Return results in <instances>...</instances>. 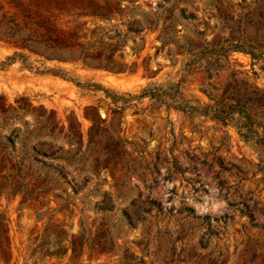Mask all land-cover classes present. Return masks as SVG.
I'll return each instance as SVG.
<instances>
[{
	"label": "rangeland",
	"instance_id": "1",
	"mask_svg": "<svg viewBox=\"0 0 264 264\" xmlns=\"http://www.w3.org/2000/svg\"><path fill=\"white\" fill-rule=\"evenodd\" d=\"M13 1L29 0H0V218L8 227L0 264L131 255L264 264V0H84L109 13L79 19V43L93 62L115 50L123 74L18 49L4 35ZM202 46L213 51L208 73L189 59ZM14 52L30 70L7 66ZM45 68L119 97L152 84L212 109L205 116L140 98L115 110L103 92L39 73ZM236 104L249 120L211 117ZM67 242L74 256L49 257Z\"/></svg>",
	"mask_w": 264,
	"mask_h": 264
},
{
	"label": "trees",
	"instance_id": "2",
	"mask_svg": "<svg viewBox=\"0 0 264 264\" xmlns=\"http://www.w3.org/2000/svg\"><path fill=\"white\" fill-rule=\"evenodd\" d=\"M67 0H29L28 2L13 1L11 3L13 9L16 12L10 16H5V25L8 32H4L7 41L16 42L19 46L18 49H26L29 53L36 54L46 62L56 61L58 63H74L76 65H83L86 68L92 70H103L113 74H123L124 68L116 63L114 58L115 50H108L105 62H93L90 60L85 52L86 45L79 43V33L81 27L77 21L85 18L87 15L94 17L108 16L109 12L99 11L103 10L97 2L93 5L86 3L84 0H71V3L66 4ZM73 4V5H72ZM91 7V8H88ZM110 17V16H109ZM133 22H135L133 20ZM138 28H129L130 33L133 35L142 31L143 24L137 22ZM134 39V37H133ZM166 45V44H165ZM169 51L172 49L169 48ZM194 52L190 56L191 64L197 65L194 70L199 72V69L204 67L205 73H208L209 67L213 62V51L209 47L202 46L196 47ZM121 57V56H120ZM7 66L14 64L15 62H22L27 69H31V66L27 64V58L20 52H14L10 57L6 58ZM204 65V66H203ZM202 71V70H201ZM201 71L199 73H201ZM41 74H50L62 78L73 83L76 87H88L94 90L103 92L105 97L111 101V105L115 110L123 111L131 106V102L135 99L149 98L164 105L167 109L172 108L183 112L193 111L208 116L212 109L211 106H187V102L182 101L180 98L174 96V94L159 93L158 89L150 84L141 91L139 96H134L128 93L122 96H116L112 90L103 88L97 84H81L77 80H71L66 78L65 72L56 68H45V70L39 72ZM178 88L179 83L175 85ZM121 100V106H118V100ZM212 99V98H211ZM239 115L243 119L249 120V115L240 105H230L221 107L214 110L212 118L225 121L227 118ZM151 205H156L155 202H151ZM129 225H133L132 218L125 213L124 214ZM8 227L3 219L0 218V252L7 249L8 246ZM68 247L62 251L61 254L52 253L49 257H58L62 259L70 250L72 256L76 254L73 243L67 242ZM180 262H163L162 264H179ZM68 264H81L69 262ZM89 264V263H87ZM99 264H152L147 263L143 259H137L131 256H120L112 261Z\"/></svg>",
	"mask_w": 264,
	"mask_h": 264
}]
</instances>
